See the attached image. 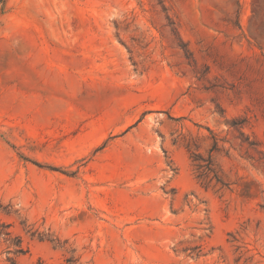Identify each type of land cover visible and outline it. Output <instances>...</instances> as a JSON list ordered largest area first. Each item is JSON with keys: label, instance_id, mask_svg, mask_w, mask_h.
<instances>
[{"label": "rangeland", "instance_id": "374dc122", "mask_svg": "<svg viewBox=\"0 0 264 264\" xmlns=\"http://www.w3.org/2000/svg\"><path fill=\"white\" fill-rule=\"evenodd\" d=\"M39 261L264 264V0H0V264Z\"/></svg>", "mask_w": 264, "mask_h": 264}, {"label": "trees", "instance_id": "16d2710c", "mask_svg": "<svg viewBox=\"0 0 264 264\" xmlns=\"http://www.w3.org/2000/svg\"><path fill=\"white\" fill-rule=\"evenodd\" d=\"M192 160L195 161V166L198 170V175L197 177L200 179L205 180L206 178L209 177V182L211 180H215L217 182H222L218 175L217 171L212 163L211 157H209L206 161L201 157L199 154H194L192 157ZM225 185V183H222ZM11 264H18L16 262H12ZM37 264H42V262H38Z\"/></svg>", "mask_w": 264, "mask_h": 264}]
</instances>
